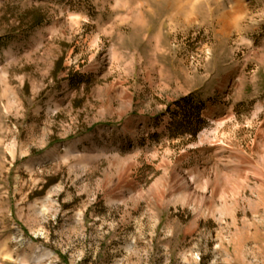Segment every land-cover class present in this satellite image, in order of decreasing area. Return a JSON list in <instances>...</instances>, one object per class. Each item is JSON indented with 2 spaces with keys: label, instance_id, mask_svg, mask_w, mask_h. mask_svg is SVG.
I'll return each instance as SVG.
<instances>
[{
  "label": "rangeland",
  "instance_id": "374dc122",
  "mask_svg": "<svg viewBox=\"0 0 264 264\" xmlns=\"http://www.w3.org/2000/svg\"><path fill=\"white\" fill-rule=\"evenodd\" d=\"M0 264H264V0H0Z\"/></svg>",
  "mask_w": 264,
  "mask_h": 264
},
{
  "label": "trees",
  "instance_id": "16d2710c",
  "mask_svg": "<svg viewBox=\"0 0 264 264\" xmlns=\"http://www.w3.org/2000/svg\"><path fill=\"white\" fill-rule=\"evenodd\" d=\"M179 106L182 108V110H184L185 115L194 114L198 119L205 108L203 103H198V101L192 97L183 99L181 102H179Z\"/></svg>",
  "mask_w": 264,
  "mask_h": 264
},
{
  "label": "bare ground",
  "instance_id": "6f19581e",
  "mask_svg": "<svg viewBox=\"0 0 264 264\" xmlns=\"http://www.w3.org/2000/svg\"><path fill=\"white\" fill-rule=\"evenodd\" d=\"M241 6V5H240ZM238 8V7H237ZM236 11V10H235ZM241 11V10H240ZM234 12V11H233ZM233 20L231 19V14H224L220 20V24L223 25V28H222V33L223 32H226L230 29V27L232 26ZM234 25V24H233ZM215 182V181H214Z\"/></svg>",
  "mask_w": 264,
  "mask_h": 264
}]
</instances>
